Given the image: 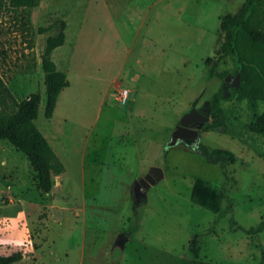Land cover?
Returning a JSON list of instances; mask_svg holds the SVG:
<instances>
[{
  "label": "rangeland",
  "instance_id": "1",
  "mask_svg": "<svg viewBox=\"0 0 264 264\" xmlns=\"http://www.w3.org/2000/svg\"><path fill=\"white\" fill-rule=\"evenodd\" d=\"M244 2L39 0L14 11L0 0V78L17 101L41 93L35 125L57 157L45 194L28 158L0 141L1 256L22 253L15 264H264V232L247 233L264 223V136L251 127L264 103L234 91L236 55L216 67L229 83L210 73L221 19ZM62 31L68 41L52 58L70 83L48 119L42 55ZM221 91L223 131H205L222 121L211 112L192 127L199 146L233 163L214 164L189 141L168 147L182 118L204 112ZM154 166L164 178L137 200L135 184Z\"/></svg>",
  "mask_w": 264,
  "mask_h": 264
},
{
  "label": "trees",
  "instance_id": "2",
  "mask_svg": "<svg viewBox=\"0 0 264 264\" xmlns=\"http://www.w3.org/2000/svg\"><path fill=\"white\" fill-rule=\"evenodd\" d=\"M9 7L17 11L24 8H35L39 0H7ZM264 0H245L239 11L228 13L221 19L220 32L223 34V44L220 57L210 69V73L225 80L226 73L218 72L216 67L220 60L236 55L241 64V84L234 87L235 92H245L251 99L264 103ZM66 35L62 31L57 37H50L44 54L42 55V68L45 73L47 89L46 117L50 119L56 108L61 92L69 86L64 73L57 71L51 59L52 52L63 46ZM0 99L3 108L0 110V141H7L18 152L28 158L37 175L39 189L49 194L54 187L53 160L57 157L48 141L35 125L38 119L42 95L39 92L30 94L22 101H17L0 78ZM224 92L216 93L210 100L211 114H218L222 121L216 125H205V131L222 132L225 127V114L221 109ZM252 129L264 136V110L257 118ZM194 149L214 164L222 167L233 163L231 154L221 151L209 152L206 148L188 142ZM62 167L60 168L61 171ZM222 198L227 201V211L232 210L233 200L228 197L227 188L223 187ZM264 232V223L247 231L250 235ZM23 259L22 253L10 256L0 255V264H15Z\"/></svg>",
  "mask_w": 264,
  "mask_h": 264
},
{
  "label": "water",
  "instance_id": "3",
  "mask_svg": "<svg viewBox=\"0 0 264 264\" xmlns=\"http://www.w3.org/2000/svg\"><path fill=\"white\" fill-rule=\"evenodd\" d=\"M232 77L227 76L225 82L229 83ZM240 76H237L234 80L235 88L239 87ZM211 112L210 102L205 104L204 112L200 113L197 110H192L190 113L186 114L180 124L177 126L175 131L172 133L171 141L168 144V147H173L180 142H191L196 145L200 141V133L197 129H194L192 126L195 123L204 124L209 121L208 114ZM164 178V170L160 167H152L148 174L141 178L135 184V196L137 200H141L147 196L148 190L151 186L156 185L159 181Z\"/></svg>",
  "mask_w": 264,
  "mask_h": 264
},
{
  "label": "crops",
  "instance_id": "4",
  "mask_svg": "<svg viewBox=\"0 0 264 264\" xmlns=\"http://www.w3.org/2000/svg\"><path fill=\"white\" fill-rule=\"evenodd\" d=\"M91 1V0H90ZM67 41H68V37H67V35H66V39H65V43H64V45L63 46H61V47H59V48H57V49H55L53 52H52V54H51V59H52V61L54 62V64L56 65V69H57V71H59V72H62V73H64L65 75H66V77H67V80H68V69H66V68H63V69H61L60 68V66L58 65V63H56V61L55 60H53V54L56 52V51H58L59 49H61V48H63L64 46H65V44L67 43ZM70 83V82H69ZM68 88H69V86H68ZM65 89H67V88H65ZM64 89V90H65ZM63 90V91H64ZM63 91L61 92V94L63 93ZM60 94V95H61ZM60 97V96H59ZM58 101H59V98H58ZM57 104H58V102H57ZM57 107V106H56ZM54 113H55V111H54Z\"/></svg>",
  "mask_w": 264,
  "mask_h": 264
},
{
  "label": "built area",
  "instance_id": "5",
  "mask_svg": "<svg viewBox=\"0 0 264 264\" xmlns=\"http://www.w3.org/2000/svg\"><path fill=\"white\" fill-rule=\"evenodd\" d=\"M129 94L130 92L126 89L120 92L119 100L122 104H125L127 102V100L129 99Z\"/></svg>",
  "mask_w": 264,
  "mask_h": 264
},
{
  "label": "flooded vegetation",
  "instance_id": "6",
  "mask_svg": "<svg viewBox=\"0 0 264 264\" xmlns=\"http://www.w3.org/2000/svg\"><path fill=\"white\" fill-rule=\"evenodd\" d=\"M202 112H203V111H202ZM195 124H197V123H195ZM195 124H194V125H195Z\"/></svg>",
  "mask_w": 264,
  "mask_h": 264
}]
</instances>
